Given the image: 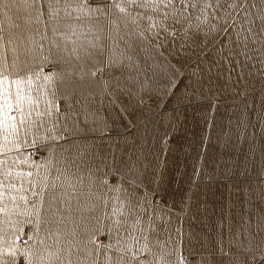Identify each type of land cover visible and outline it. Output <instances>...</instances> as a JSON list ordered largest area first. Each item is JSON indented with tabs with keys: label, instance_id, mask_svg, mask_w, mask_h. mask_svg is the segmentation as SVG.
<instances>
[{
	"label": "snow or ice",
	"instance_id": "1",
	"mask_svg": "<svg viewBox=\"0 0 264 264\" xmlns=\"http://www.w3.org/2000/svg\"><path fill=\"white\" fill-rule=\"evenodd\" d=\"M0 9L5 15L15 10L18 21L13 25L18 31L0 34V264H217V256L228 255L224 229L227 225L231 249L235 205L229 202L227 216L217 220V251L209 247L208 234L191 223L196 219L191 195L178 208L166 206L161 177L145 145L120 149L118 155L107 119L88 104L75 107L67 101L87 100L94 93L84 89L93 87L112 97V105L119 99L117 91L135 96L137 104L143 103L145 91L171 97L183 81L181 69L190 64L197 71L178 106L191 103L193 96L212 104L218 95L205 96L204 90L211 92L214 70L225 86H231L237 68L238 79L255 73L264 81V0H0ZM68 19L74 28L83 27L84 19L94 21L89 28L97 32L104 31L106 22L121 34L116 21L123 25L125 31L107 49V63L99 35L89 38L87 46L73 40L71 49L52 38L46 50L42 42L22 37L34 23L43 27L41 41L49 30L53 37L71 39L74 30L71 35L59 31ZM143 46L155 53L148 66L151 76L142 75L133 54ZM106 69H120L122 76L98 81ZM128 110L123 104L122 111ZM170 135L167 128L161 133V151ZM227 171L222 179L231 185L234 176ZM194 175L198 180L199 174ZM85 183L89 195L80 205L72 193ZM253 183L264 204V162ZM236 190L248 195L238 227L250 240L247 248L237 245L243 254L232 253L229 264H264V240L254 251L250 243L253 224L257 233L264 230V209L254 204L251 185ZM74 199L79 217L65 231L66 213L75 215ZM194 241L207 255L189 262L183 252L195 257Z\"/></svg>",
	"mask_w": 264,
	"mask_h": 264
},
{
	"label": "crops",
	"instance_id": "2",
	"mask_svg": "<svg viewBox=\"0 0 264 264\" xmlns=\"http://www.w3.org/2000/svg\"><path fill=\"white\" fill-rule=\"evenodd\" d=\"M76 2L92 4L93 0H76ZM13 13L5 15L4 10L0 9V30H2L0 34L18 31L13 27L15 23H18ZM76 15L78 13L73 10V17ZM81 23L83 27L74 28V21L68 19L59 25L61 32L71 35L74 30L77 33L68 40L61 36L53 37L49 30L47 36L41 41L40 33L43 32V27L34 23L33 30L23 32L22 37L25 42H42L46 50L52 38L62 41L71 49L74 46L73 40L76 41V46H87L89 38L99 35L101 42L105 45L104 60L107 63V49L112 46L113 38L119 39L125 31L123 25L116 21V24L121 27V34H118L114 31L113 25L106 22L103 32L89 28V24L94 21L84 19ZM65 24L68 26L66 27ZM133 54L138 60V67L143 70L142 75L146 72L148 76H151L152 72L148 70V66L152 64L155 53L147 50V46H143L136 48ZM211 55L209 53L210 59ZM204 67L205 65H201V68ZM128 71V68H124L123 75H127ZM181 71L185 73L183 81L177 88L176 94L171 97L162 98L145 91L142 94L143 103L137 104L135 96L129 97L117 91L119 99L115 105H112L109 103L112 97L101 96L102 89L93 87L91 90L84 89L85 93L88 91L94 93L87 100L80 98L78 102L67 101V103L75 107H79V104H88L92 109L98 110L100 117L107 119L114 129L112 147L118 155L120 149L128 150L137 144H144L149 158L158 169L157 175L161 177L160 185L166 206L175 205L178 208L186 194L191 195V207L196 217L191 223L197 232L208 234L209 247L217 251V220L222 215L227 216L229 202L235 205L231 207L233 247L229 249L228 229L225 225L224 250L228 255L217 256V264H229L232 253L243 254V248L248 247L250 240L247 233H241L238 227L239 213L241 210H247L246 204L242 202L248 199V195L244 191H237V186L245 188L251 185L254 189L252 192L254 204L257 208L264 209V204H261L258 199L260 188L253 183L259 178L262 162H264V81L255 73L238 79L236 78V71H239L237 68L232 72L234 80L231 86H225L224 79L215 78L214 70L213 82L210 85L211 92L205 89L204 95L213 97L218 95V98L212 101L215 107L207 99H197L195 96L192 97L191 103H180L178 106V98L182 97L185 85L197 69L195 64H190ZM225 75H227L226 70ZM121 76L120 69H106L104 77L96 79L107 81ZM205 83L207 84L208 81L206 80ZM109 91L112 92V89ZM133 91L137 90L134 88ZM146 100L148 102H145ZM121 101L128 105L127 112L122 111ZM170 120L171 124H169ZM166 128L171 135L164 150L161 151L160 135ZM241 133H243L242 139H240ZM201 165L203 171H201ZM227 170H231L234 176V182L231 185L222 179L223 176L228 175ZM241 172L245 175L241 176ZM194 173L199 174L198 180ZM72 195L79 197L80 205H84L89 195L87 183L83 187L77 185V191ZM159 200L160 197H157L158 202ZM71 208L75 215L66 213L69 218L64 226L65 231H69L73 226L72 220H78L79 217L75 199L71 202ZM189 223L190 221L185 219V229L188 228ZM251 231L254 238L250 243L254 251L255 246L264 240V230L257 233L253 224ZM187 243L185 239V245ZM241 243L243 248L237 247ZM192 247L195 257L189 256L187 250L183 252L184 257L188 256L189 262L199 259L201 255H207V252L202 250L200 244L195 241ZM251 254L252 251L248 253V255Z\"/></svg>",
	"mask_w": 264,
	"mask_h": 264
},
{
	"label": "rangeland",
	"instance_id": "3",
	"mask_svg": "<svg viewBox=\"0 0 264 264\" xmlns=\"http://www.w3.org/2000/svg\"><path fill=\"white\" fill-rule=\"evenodd\" d=\"M97 77H100V78H102V77H104V75L103 76H97ZM145 102H148L147 100L145 101ZM186 258H187V260H188V256H185Z\"/></svg>",
	"mask_w": 264,
	"mask_h": 264
}]
</instances>
